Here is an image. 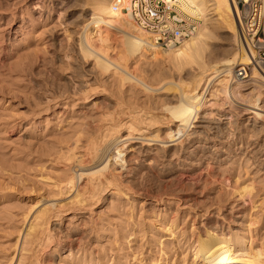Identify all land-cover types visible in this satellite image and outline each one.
Instances as JSON below:
<instances>
[{
    "label": "rangeland",
    "instance_id": "obj_1",
    "mask_svg": "<svg viewBox=\"0 0 264 264\" xmlns=\"http://www.w3.org/2000/svg\"><path fill=\"white\" fill-rule=\"evenodd\" d=\"M36 2L39 9L34 6ZM87 2L0 0V184L3 185L0 214L4 212L3 208H10L13 213L10 225L14 227L9 228L15 233V228L24 222H20V214L31 204L33 206L29 208H32V212L36 199L41 196L40 192L44 195L48 190V186L40 184L45 182L39 180L41 172L44 176L58 174L57 171L63 170V164L69 162L65 157L58 156L60 147L64 151V144L66 146L65 138L79 137L77 133L86 127L80 135L81 140L77 141L82 142L76 144V150L73 148L75 154L80 153L81 148L86 146V139L91 137L98 141L99 135L111 122L116 108L113 103H120V107L132 103L136 108L160 113L163 102L176 100V85H192L189 66L180 71H168L159 65L161 63L158 64L159 61L154 60L153 63L142 56L137 63L139 74H143L146 82L153 86L160 84L162 79L167 80L164 86L146 93L130 84L121 87L113 82L115 85L112 83V86L110 82L113 78L107 77V73L98 69L91 59L82 58L78 50L77 33L91 11ZM208 7L211 6H207L206 10L212 13L213 10ZM220 27L215 29L217 40L215 38L208 44L211 57L223 56L234 46L240 50L225 27ZM238 62L242 61L235 62L233 66ZM159 71L160 74H156ZM216 80L222 85L221 78ZM215 87L207 91V99H210ZM261 91V99L264 100V90ZM243 93L245 100L241 102L248 104L252 94L250 90ZM215 98L217 100L211 97L210 111L203 115L201 112L197 117L199 120L193 121V126L186 129L187 133L175 140L176 146L168 145L164 151L157 145H140L136 141L122 143L121 149L125 146L122 151L126 164L124 162L122 169L115 165V171L120 173L117 181L121 180L122 187L130 183L132 189L128 193L124 188V195L120 191L112 194L109 190L104 191L96 202L93 200L72 211L66 208L71 206L66 203L68 199H62L65 206L61 221H64L62 225L68 227L67 241H71L74 248L78 246L76 254L80 257L82 253L88 258L92 257L88 260L85 256L84 264H154L155 261L159 264H178L183 257L190 255L184 237L178 234L184 231L186 235L191 230L202 231L210 226L222 228L221 232L224 233L231 229L242 235L249 230L264 241V192L253 188L255 192L252 190L251 195L244 192L238 196L236 193L239 186L246 182L252 181L254 187L264 184V120L253 118L252 113H243L245 109L232 103L238 110L234 112L226 97L220 95ZM46 99L49 102L44 106ZM260 105L263 108L264 101ZM261 112H264V108ZM86 122H90V126L85 125ZM160 122L149 127L139 125V131L135 128L131 131L135 135L148 137L154 135L157 128L163 135L165 126ZM122 129L123 133L127 130ZM147 152H151L148 157H160L152 163V169L143 163ZM178 172H186L190 176L184 179L182 173ZM196 173L198 175L192 179ZM226 177L229 181L225 180ZM197 178L200 179L198 182ZM36 180L41 181V188L38 182L34 183ZM251 202H254V207ZM68 216L72 217L67 220ZM52 220L51 223L57 221L55 218ZM9 228L7 233L4 232L5 236L0 235V261L16 253V234L9 232ZM171 230L173 235H169ZM53 240L43 235L34 241L29 247L30 253L24 251L28 257L26 264H69L68 261L63 263V260H59L58 250L61 248H57V243L61 240ZM4 261L0 264H7Z\"/></svg>",
    "mask_w": 264,
    "mask_h": 264
},
{
    "label": "bare ground",
    "instance_id": "obj_2",
    "mask_svg": "<svg viewBox=\"0 0 264 264\" xmlns=\"http://www.w3.org/2000/svg\"><path fill=\"white\" fill-rule=\"evenodd\" d=\"M124 1H125V6L128 8L129 5L128 0H124ZM166 1L169 3L177 4L182 11L191 15L196 20L197 19L198 21L200 20V22L196 25L194 31H192L188 36L181 38L178 43H175L173 45L171 44L166 46H160L153 41L154 37L151 35V33H149V31L142 30L137 27V25L129 18V14L127 12L122 11V9L119 6V3H117L116 0H88V2L86 0V2L89 4L91 11L89 17L84 18V22L82 20V22L84 23L83 26L80 23L82 26L81 27L82 30L80 29L81 31L79 30L78 31L79 33H77L79 36L78 50L80 51L82 58L91 59L93 61L92 63L95 64L98 69H101L103 72H105V74L107 73L106 74L107 77L110 76L113 78V81L110 82L111 85L113 82H116V84L121 87H123L125 84H130L132 87H136V88L139 87V89L145 90V93L146 91L153 92L154 90H158L159 88H161V86H164V83H166L167 80L162 79L159 82L160 84L154 85L155 86L154 87L153 84L150 85L146 82L145 78L142 76L143 74L141 75L139 74V72L137 71L138 69L137 63L139 62L142 56H144L145 57L144 59L147 60L149 58V60L153 61V63L154 60H156V62L159 61L158 64L161 63L159 65H162L168 71L170 70L180 71L182 69L184 70L185 66H189L192 70V74H191L192 85L191 87H189L188 84L189 81L187 82L188 86L185 87L176 85L178 87L176 93L177 95L176 100H174V102H170V100L168 102H163L160 107L161 108L160 113L153 112L152 110H148V109L146 110V109L136 108L134 105H132V103H127L125 107H120L121 106L120 103L118 104L116 102L117 105L113 103L112 105H115L114 107L116 108L115 110H113L115 115L113 113L114 116L112 115L113 117L111 119V122L109 121V117H108V121L110 123L107 122L108 126L105 127V130L102 132V134L99 135L100 134L99 130L97 131L99 133L98 135L100 136V138H98V141H96L95 138L93 139L91 137L87 138L85 141L86 146L83 148H81L80 146V148L82 149L80 153L75 154V150H76L75 148H77L76 144L78 143L77 142L78 140H81L80 135L83 132V130L86 128L85 125L90 126V122L89 123L86 122L85 125H83L82 128L84 127L85 128L84 129L81 128L82 131L79 132L80 134L77 133L79 137L77 135L74 137L71 136L72 139L70 138V140L69 138L68 139L65 138V141L67 142L66 146L64 144L65 141H63L65 148L64 151H61L63 150V147L62 149L60 147V150H58L59 151L58 156L59 157L63 156L65 157L64 159L69 160V162L67 163V165L69 166H67L66 163L63 164L64 166L62 168L63 170L62 171L60 170V172L57 171L58 174H53L54 176L53 175L44 176L43 173L41 172L39 180L45 182L40 181L41 182L40 183L38 180H36L34 181V183L38 182V186L42 183L45 185V187L48 186L46 188L48 189L47 190L48 192L46 191V189L45 190L42 189V191H46L47 194L45 192L44 195H42V193L40 192L41 196H38V198L36 199L34 203L35 208H33L32 212L30 210L32 208H29L30 206H33V204L31 203L28 209H26L27 207L25 208L26 211L24 212L22 211L23 213H21L22 215L20 214V216L22 217L23 220L19 216L21 219V221L20 219L19 221L20 222L24 221V222L22 225L20 223V226L19 227L17 226L18 228H15L17 229L16 233L12 232V230L9 228V227H14L13 224L10 225L11 221H13L12 211L9 210L10 208L5 209L3 208L4 206L2 207L4 209V212L2 211V213L0 214V221H1L0 235L2 234L4 235L5 234L4 232L7 233L6 230L8 228L11 230V231L9 230V232L16 234L15 236L16 238L14 242V246H15L14 252L16 251V253H13L14 256L9 255V257L5 260L7 264H23L24 261L26 264L28 257L26 258L27 255L25 256L24 253L28 252L26 254H29L30 245L33 244L34 241L35 242L38 241L40 237L43 235L45 236V238L49 237V239L51 240L52 239L61 240L58 243L57 242L56 243L58 244L57 248L58 247L61 248V249L58 248L59 249L58 256H59V260H63V263L67 261L69 262V264H78V262L79 264L81 262L83 263L86 254L82 253V257H80L79 254L77 255L76 252L79 248L77 250L76 248L78 246H75L76 248H74L73 247L74 244L71 243V241L69 243V241H67L66 238L68 234V227L62 225L63 220L61 221V217H62L61 212L64 211L63 207L65 206V202L63 201L64 203H62V199H68L66 203L71 206L67 205L68 207L66 208L69 211H72L75 210L76 208H80L83 205H86L87 203L88 204L91 203V201L93 202V200L96 202V200H98V197L101 196L100 194L104 191L106 192L109 190L111 194L113 192L116 193L117 191L123 193L122 188H124L123 190H125L128 193V191L132 189L129 186L130 183L127 184V187L125 186L122 187L120 183L121 180L117 181V179H119L118 177H120L118 176L119 172L117 173L115 171L116 170L115 165H117L122 169L126 164L124 158V152L122 151L125 146L123 147V149H121L122 148L121 145L125 141L128 142V144L130 142L136 141L140 143V145H147V146L157 145L162 147L165 151L166 148L164 147L174 144L175 140L176 139L178 140L179 137H181V135L184 134V132H186V129L188 130L189 126H193V121H196L198 119L197 118L198 116L200 117L201 112H203L202 113L203 115L204 113L207 112V110L210 111L209 105L211 102L210 101L211 97L216 99L215 97L220 95L223 96V98L226 97L228 98V100H230L227 102L228 103L230 102L229 104L231 106V109L234 110V112H238V110H236L235 107L231 105L232 103L236 106L242 107V109H245L243 113H252L254 116L253 118H256L257 120H264V114H263L264 112L263 113L261 112L264 107L262 108L260 105L261 102L264 101L261 99V95H262L261 90H264V68L258 71L256 69H252L250 75L246 79L236 80L232 75L233 64L237 61H242V62L249 61L248 55L246 54L245 51H240L242 50L241 48L240 50H236L235 49L236 46L234 47L231 46L232 49L230 48L229 52L226 51L227 53H224L223 56L211 57L209 54L210 52L208 48L210 46H208V44L210 41L216 38L215 29L218 28V26L225 27L224 29L229 32L233 43L236 42L235 30H236L237 21L235 15L236 13L238 14V8L236 7L234 0H166ZM34 6L38 8L39 7L38 2H36ZM207 6H211L208 8L213 10L212 13H209L207 11L208 9L206 10ZM206 11L209 14H207ZM22 29H24V27ZM16 32L18 31L16 30ZM71 36L72 35H70V37ZM156 74H160V71ZM218 78L219 79L221 78V80L223 81L222 85H219V80H216L218 82L215 81V79ZM212 87H215V89L212 90L211 92L212 94H210L211 95L210 99H207L208 98V96H206L208 95L207 91H210ZM245 90H250V93L252 94L249 97L248 104L241 102L242 100H245L244 94L246 92L243 93ZM119 97L121 98V96ZM48 102L49 101L46 99L44 101V106L45 103ZM122 104L124 103L122 102ZM46 106L48 107V105ZM120 117H124L125 119ZM156 122L157 123L160 122L161 124H164L162 125L165 126L164 127L165 132L163 133V135H160V133L158 132L159 129L157 128H156V133L148 137H141L140 135H135L131 131L133 128L139 131L138 130L139 125L149 127V125H152L153 123ZM135 125H138V127L136 128ZM121 127L123 128L122 130H124V128L127 129L125 133L121 132ZM66 139L69 141H67ZM80 142L78 144H80ZM131 147H129L128 149L133 148ZM149 153L151 152H147L145 154L143 163L145 164V166L147 165L149 169H152L153 167L152 163L154 164L155 160L157 159V157H159V155L157 156L151 155V157H148L150 155ZM120 168L117 169L119 170ZM186 169L187 167L185 168V170ZM179 173L180 172H178V174ZM181 173H182L181 176L184 179L190 176L186 172L184 173L181 172ZM197 175L198 174L196 173L191 178L195 179ZM227 177L225 178V180L229 181ZM198 179L199 178H197V182ZM192 181L194 182V180ZM2 186L3 185L0 184L1 198L3 197ZM31 187L32 186L30 185V188ZM39 188L41 187L39 186ZM253 188H255V191L264 192V184L260 186L256 185L254 187V184L251 181L240 185L238 191L236 190L237 191L236 193L238 194V196H242L244 192H247L248 195L249 194L251 195ZM39 190L41 191V189ZM255 191L253 190V192ZM124 194L125 193H123V195ZM251 201L253 200L251 199ZM253 203L254 202H251V205L254 207ZM71 217L68 216L67 220H69V218ZM52 218L57 219V221L51 223ZM167 229L169 231L170 227ZM217 229L220 231V233H218ZM221 229L222 228H214L210 226L209 228L207 229L205 228L202 231L199 230L195 231L190 229L191 231H189V233H187L186 235L184 231L178 234L184 237L186 250L187 251L190 250L189 252L190 255L186 258L183 257L177 263L178 264H264V241L258 238L255 233L251 234V231L248 230L246 235H242L239 234L238 231H232L231 229H229L230 232L224 233L221 232ZM170 234L173 235L172 230L170 231L169 235ZM36 249L37 248H35V250ZM74 249L76 250L75 253L72 252L74 251ZM37 253L38 252H36V254ZM86 257L88 258V256ZM24 258L26 260H24ZM90 258H88V260H91ZM2 261H4V259H2ZM2 261H0V263ZM154 264H159V263L155 261Z\"/></svg>",
    "mask_w": 264,
    "mask_h": 264
},
{
    "label": "built area",
    "instance_id": "obj_3",
    "mask_svg": "<svg viewBox=\"0 0 264 264\" xmlns=\"http://www.w3.org/2000/svg\"><path fill=\"white\" fill-rule=\"evenodd\" d=\"M116 2L137 27L149 31L160 46L178 43L198 24V19L166 0H128V8L124 0ZM234 3L238 8L236 42L249 61L236 63L232 75L236 80H244L252 69L264 68V0H234Z\"/></svg>",
    "mask_w": 264,
    "mask_h": 264
}]
</instances>
